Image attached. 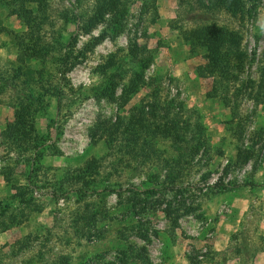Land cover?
<instances>
[{"label":"rangeland","instance_id":"obj_1","mask_svg":"<svg viewBox=\"0 0 264 264\" xmlns=\"http://www.w3.org/2000/svg\"><path fill=\"white\" fill-rule=\"evenodd\" d=\"M47 1L51 26L44 33L51 34L52 47L41 59L25 61L42 71L40 83L29 87L39 97L34 128L43 143L35 152H19L3 141L13 120V98L8 89L0 95V264H264V105H253L246 95L238 99L242 127L236 132L229 107L207 96L212 81L196 72L205 64L203 51L191 55L178 29L193 26L189 0H129L120 32L102 24L75 35L69 16L85 13L91 0ZM6 14L0 9L1 25L14 33L25 30ZM216 18V24L239 33L246 55L238 81L230 84L232 100L242 82H257L264 0H256L252 20ZM101 32L105 37L88 48ZM71 35L74 51L86 49L65 76L68 84L61 88L67 97L56 116L55 62ZM134 43L150 62L141 87L121 110V88L137 67L127 57ZM110 56L123 62V73L114 78L115 101L99 97L106 79L100 67ZM15 60L10 39L0 35V71L14 68ZM155 94L163 115L196 121L199 134L188 131L185 142L173 148L157 141V165L132 158L117 163L102 139L91 140L97 123L126 117ZM179 156L182 166L167 176L162 161ZM87 162L97 173L85 193L54 187Z\"/></svg>","mask_w":264,"mask_h":264},{"label":"trees","instance_id":"obj_2","mask_svg":"<svg viewBox=\"0 0 264 264\" xmlns=\"http://www.w3.org/2000/svg\"><path fill=\"white\" fill-rule=\"evenodd\" d=\"M128 1L91 0L85 13L77 14V16L71 13L69 16V22L72 20L71 23L76 30L73 35L88 34L92 29L102 24L107 25L114 34L120 32ZM188 2L187 5L191 12L189 20L193 26L183 29L175 24V27H178L182 40L189 46L191 55L203 51L202 57L205 64L198 66L196 72L201 78L211 79L207 96L212 99L220 98L229 107L231 112L229 123L233 124V128L238 132L242 124L238 117L237 107H235L237 100L246 95L253 105H264V54L260 57L259 65H257V67L259 66L257 82L254 84L250 79L245 80L240 86L233 89L232 100H230L228 94L230 84L238 81V74L242 71L246 55L241 47L239 33L233 28L229 29L224 25L216 24V17L223 14L230 19L239 18L240 22L243 18L246 21L252 20L256 0H189ZM0 9L2 12L6 10L7 16L16 18L25 29L21 33H14L0 23V35L10 39L16 52V60L11 64L14 68L0 71V95L8 89L13 98V120L3 130V141L11 149L19 152L29 150L35 152L43 143L42 137L36 133L34 128V115L37 112L36 106L39 97H33V92L29 87L32 84L40 83L42 71L25 66V61L41 59L52 47L51 41L47 40V37L53 39L51 34L44 33L45 28L51 26L50 8L47 0H0ZM62 16L64 21H67V15L62 14ZM73 35L69 36L64 45L59 46V53H61L55 62L59 82L53 91L56 101V116L60 115L62 101L67 97L61 88L68 84L65 76L79 62V59H83L86 49L74 51ZM105 35L104 32H101L88 45V48L102 40ZM127 57L130 63L137 67L129 71V76L121 88L117 99L118 108L121 110L141 87L143 71L150 62V58L145 56L142 47L136 46L135 43L128 46ZM112 58L108 57L105 66L100 67L102 76L106 79L102 88L99 89V97L115 101L114 90L117 87V82L114 78L118 77L120 72L123 73V62ZM122 79L121 76L120 80ZM17 86L25 91L16 90ZM50 95H52L51 91ZM72 103H74L73 100ZM160 107L158 95H152L149 103L132 107L128 110L126 117L117 115L112 123H97L89 137L91 140L102 139L108 156L114 157L117 163L127 162L132 158L137 159V164L140 165L151 163L157 165L159 164V153L155 147L157 141L169 142L173 148L175 144L185 142L183 136L188 131L191 130L199 134V124L196 121L191 125V120L180 121L178 116L169 119L165 113V116L162 114ZM97 134L98 136H96ZM197 149L198 146H196V151ZM39 156L38 153L35 154L33 160L38 161ZM246 159L247 157H243L242 161ZM181 166L182 162L179 156L178 159L163 160L161 167L166 170V175L170 176L173 172L176 173ZM96 171L94 166L87 162L85 167L73 171V174H64L54 184V187L58 191H69L68 189L75 187L74 192L85 193L89 184L95 182ZM78 184L81 187H78ZM168 214L166 209L165 215L168 216ZM63 262L66 263L65 260Z\"/></svg>","mask_w":264,"mask_h":264},{"label":"crops","instance_id":"obj_3","mask_svg":"<svg viewBox=\"0 0 264 264\" xmlns=\"http://www.w3.org/2000/svg\"><path fill=\"white\" fill-rule=\"evenodd\" d=\"M264 254V253H263ZM262 255V254H261Z\"/></svg>","mask_w":264,"mask_h":264}]
</instances>
